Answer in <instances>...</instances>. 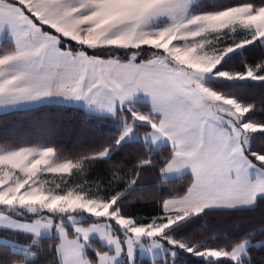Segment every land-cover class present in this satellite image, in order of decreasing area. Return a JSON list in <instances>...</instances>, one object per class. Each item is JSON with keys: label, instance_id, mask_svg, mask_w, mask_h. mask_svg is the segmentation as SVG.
Here are the masks:
<instances>
[{"label": "snow or ice", "instance_id": "1", "mask_svg": "<svg viewBox=\"0 0 264 264\" xmlns=\"http://www.w3.org/2000/svg\"><path fill=\"white\" fill-rule=\"evenodd\" d=\"M49 105L112 135L0 138V264H255L202 221L264 205V0H0V116Z\"/></svg>", "mask_w": 264, "mask_h": 264}, {"label": "trees", "instance_id": "2", "mask_svg": "<svg viewBox=\"0 0 264 264\" xmlns=\"http://www.w3.org/2000/svg\"><path fill=\"white\" fill-rule=\"evenodd\" d=\"M213 4H224L230 0H209ZM259 88L252 90L254 98L259 99L261 95ZM257 118H260L257 116ZM41 134L58 141L68 148L76 145L77 141L89 143H99L107 141L112 135L110 122L90 120L82 110L76 108H66L59 105H49L42 109L28 112H18L10 115L0 116V138L19 139L24 136H35ZM138 145L128 147L121 151L117 161L134 160ZM130 166V165H129ZM110 165H100L93 175H103ZM145 185L158 183L155 174L146 173L142 181ZM187 180L176 181L174 184L161 185L170 189H179ZM132 199V198H130ZM156 204L152 199L135 202L128 211L132 214L150 216L156 212ZM207 226L206 230L210 234L218 236L221 245L229 242L230 239L238 237L245 231H257L264 226V205L255 212L248 211H217L210 213L202 221ZM257 240L264 238V234L257 235ZM50 257L45 246V251L40 258V264H47ZM255 264H264V249L253 251Z\"/></svg>", "mask_w": 264, "mask_h": 264}]
</instances>
